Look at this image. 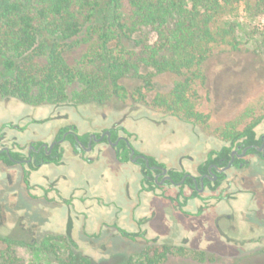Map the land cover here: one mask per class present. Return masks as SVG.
Returning a JSON list of instances; mask_svg holds the SVG:
<instances>
[{
  "label": "flooded vegetation",
  "instance_id": "1",
  "mask_svg": "<svg viewBox=\"0 0 264 264\" xmlns=\"http://www.w3.org/2000/svg\"><path fill=\"white\" fill-rule=\"evenodd\" d=\"M11 105L26 106L29 112L0 123V182L20 192L19 197L8 193L12 204L21 199L38 209L64 206L67 217L57 232L42 234L24 214L15 216V225L0 203L2 240L19 246L57 240L77 257L82 243H88V253L107 252L104 242L127 240L141 247L144 256L156 246L167 250L160 242L166 234L149 231L156 213L144 210L146 202L156 200L219 242L193 246L201 257L233 258L264 249V111L220 144L197 136L176 143L173 153H151L135 125L147 121L162 127L167 121L135 116L139 106L72 97L29 103L3 96L0 114ZM99 164L112 176H96L98 186L89 177ZM124 171L129 177L111 187L113 177ZM94 217L97 223L90 227L87 221ZM178 238L185 247L191 243L187 235Z\"/></svg>",
  "mask_w": 264,
  "mask_h": 264
},
{
  "label": "rangeland",
  "instance_id": "2",
  "mask_svg": "<svg viewBox=\"0 0 264 264\" xmlns=\"http://www.w3.org/2000/svg\"><path fill=\"white\" fill-rule=\"evenodd\" d=\"M257 3L258 0H244L234 6L232 13L225 16V19L235 26V40L232 44L214 46L202 66L203 78L196 80L193 91L187 93L195 113V116L189 120L171 115L164 108L153 104L154 98L165 95L176 80V77L169 74L155 79V91L152 93H146L145 90L137 93L136 88L140 87L141 83L137 80L126 81L123 83L126 86V97L121 98L115 94L107 100L111 106H139L140 113L135 115L139 118L147 115L158 121L162 119L167 121V126L162 127L147 121H139L135 125V132L139 135L143 147L149 152L173 153L177 149L178 142L182 143L185 139L193 142L198 139L197 136L213 144H220L223 138L242 131L264 111V8H258ZM112 29L108 11L101 9L95 13L92 21L79 36L70 41H57L60 46L59 53L71 69L78 70L88 63L95 53L102 51V37L105 34L109 35ZM52 44L53 40L43 42L47 48L38 52V56L32 59V71L46 65ZM123 45L131 47L129 44L123 43ZM29 55L33 56V53ZM6 59L14 60L16 66L23 62L22 58H15L11 54L1 56L0 80L10 79L15 74V70H6L3 64ZM79 92L76 84L68 86L65 91L69 96ZM28 112V107L23 105L8 106L0 114V123ZM170 129H174L175 134H171ZM103 166L99 164L94 167V174L89 177L93 185L96 176L103 174L106 177L109 174ZM78 170L75 168L76 175L79 174ZM127 177L129 173L126 171L121 176L115 175L111 187L122 185ZM95 184L100 185V183ZM120 192L122 193L121 190ZM8 193L9 195L16 193L17 197L20 195L18 190H7L0 182V203H3L2 207L8 213L9 220L14 218L15 225H19V220L15 219V216L21 214L26 215L25 219L32 227L38 224L42 234L57 232L64 225L67 217V209L64 206L38 209L21 199L12 204ZM110 197V194L106 196L108 199ZM144 210L156 213L149 225L150 233L166 234L160 241L167 247L166 257L161 264H264V249L237 254L233 258L201 257L193 246L197 247L202 243L214 247L219 242L207 238V235L204 237L197 227V222L171 214L166 205L156 200L146 202ZM87 223L93 227L97 223L96 218H92ZM119 223L121 225V221ZM123 223L128 225L127 228L132 229L130 222L124 220ZM186 235L192 243H188L187 247L178 238ZM104 243L108 247L107 252L98 250L91 253H88V243H82L80 249L83 257L75 256L76 260L73 264H84L83 259H87L90 264H141L143 260V256L140 255L141 247L127 240ZM50 246L55 247L56 253L47 250L51 248ZM66 249L67 246L57 240H46L32 246L13 244L8 249L7 245L0 241V264H8L5 261L9 257L14 260L13 264H61L67 257ZM156 249L161 250L162 247L156 246Z\"/></svg>",
  "mask_w": 264,
  "mask_h": 264
},
{
  "label": "trees",
  "instance_id": "3",
  "mask_svg": "<svg viewBox=\"0 0 264 264\" xmlns=\"http://www.w3.org/2000/svg\"><path fill=\"white\" fill-rule=\"evenodd\" d=\"M242 1L0 0V57L11 54L23 59L18 66L14 60H4L6 70H15V74L0 80V98L14 96L32 103L68 97L106 101L115 94L125 98L126 81L141 83L137 93H152L155 79L169 74L176 80L165 95L154 98L153 104L189 120L195 113L187 93L203 78L201 68L213 47L235 40V26L225 16ZM257 4L264 8V0ZM101 9L108 11L113 29L103 35L100 53L82 68L71 69L60 55L57 41L79 36ZM46 40H53L47 63L32 71V59L47 48L43 45ZM72 84L80 92L69 96L65 91ZM0 241L7 249L12 245ZM50 247L47 250L56 253L55 247ZM66 250L61 264H73L76 258L69 248ZM166 254V249H156L145 254L141 264H161ZM83 261L90 264L87 259ZM5 262L13 264L14 260L9 257Z\"/></svg>",
  "mask_w": 264,
  "mask_h": 264
}]
</instances>
